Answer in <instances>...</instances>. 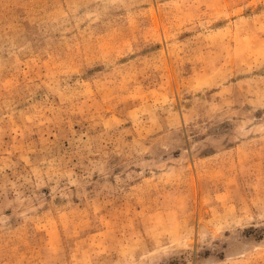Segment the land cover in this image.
I'll list each match as a JSON object with an SVG mask.
<instances>
[{
  "label": "rangeland",
  "instance_id": "374dc122",
  "mask_svg": "<svg viewBox=\"0 0 264 264\" xmlns=\"http://www.w3.org/2000/svg\"><path fill=\"white\" fill-rule=\"evenodd\" d=\"M0 264H264V0H0Z\"/></svg>",
  "mask_w": 264,
  "mask_h": 264
}]
</instances>
